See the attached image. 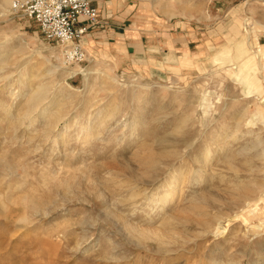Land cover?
Listing matches in <instances>:
<instances>
[{
  "label": "rangeland",
  "instance_id": "obj_1",
  "mask_svg": "<svg viewBox=\"0 0 264 264\" xmlns=\"http://www.w3.org/2000/svg\"><path fill=\"white\" fill-rule=\"evenodd\" d=\"M10 1L0 0V264H264V201L250 219L233 216L264 198V0H94L85 59L71 64ZM40 95L44 114H26ZM117 165L154 171V201L141 181L134 205L118 191L107 170ZM172 171L181 191L154 204ZM218 217L226 231L213 236ZM147 226L164 235L141 237Z\"/></svg>",
  "mask_w": 264,
  "mask_h": 264
},
{
  "label": "built area",
  "instance_id": "obj_2",
  "mask_svg": "<svg viewBox=\"0 0 264 264\" xmlns=\"http://www.w3.org/2000/svg\"><path fill=\"white\" fill-rule=\"evenodd\" d=\"M10 10L34 20L43 36L61 47L66 63L85 59L81 38L99 18L94 0H11Z\"/></svg>",
  "mask_w": 264,
  "mask_h": 264
},
{
  "label": "bare ground",
  "instance_id": "obj_3",
  "mask_svg": "<svg viewBox=\"0 0 264 264\" xmlns=\"http://www.w3.org/2000/svg\"><path fill=\"white\" fill-rule=\"evenodd\" d=\"M1 2L2 3H4V2H8V0H1ZM9 3H11V1L9 2ZM243 44V42H240L238 45H239V48H238V50H237V55L238 56H241L242 57V54L244 53L243 52V50L241 49V45ZM248 53V52H247ZM245 55V54H244ZM257 55V54H256ZM262 55H264V50L262 49ZM248 57V56H247ZM246 57V58H247ZM242 59V58H241ZM256 59V58H255ZM261 59H263V57L261 58ZM239 60H240V57H239ZM256 62H258V61H256ZM241 63V62H240ZM257 64V63H256ZM257 65H259V64H257ZM56 68V67H55ZM245 68V67H244ZM261 70H262V68H261ZM47 73H51V71H50V69H48L47 70ZM84 76L85 77H87V75H85L84 74ZM263 76V75H262ZM263 80H264V76H263ZM262 82V81H261ZM264 87V86H263ZM33 89V88H32ZM35 89H38V87L37 88H34V90ZM39 90V89H38ZM40 90H41V88H40ZM39 90V91H40ZM262 91H263V93H262V101H264V88L262 89ZM37 92V91H36ZM29 93H31V92H29ZM40 93V92H39ZM38 94V93H37ZM30 95V94H29ZM28 95V96H29ZM38 96V95H37ZM37 96H33V98H29L30 99V101H29V106H28V109L26 110V114H29V113H31V112H34L35 113V111L38 109V108H40V109H38L39 110V113H41V114H44V113H42L43 111H45V107H43V103H41V95H40V97H37ZM30 97H31V95H30ZM28 98V97H27ZM260 100V101H261ZM259 101V102H260ZM28 102V101H27ZM263 107H264V105H263ZM204 108V107H203ZM263 109V108H262ZM261 113V112H260ZM50 117V116H49ZM53 117V116H52ZM262 117H264V114L262 115ZM59 118H61V117H58V118H55V120L53 119V125H51V123H49V125L48 126H50L51 125V128H53L52 126H54L56 123V120L57 119H59ZM46 119H48V118H46ZM30 120V119H29ZM59 122V121H58ZM30 123H32V121L30 120L29 121V124ZM47 126V127H48ZM51 128H50V130H51ZM55 128V127H54ZM26 129V128H25ZM52 131V130H51ZM48 132H46V134H47ZM49 133H51V132H49ZM53 133V132H52ZM47 135H49V134H47ZM61 137V136H60ZM161 152V153H160ZM159 152V154L162 156V154L164 155L165 153H167L168 152V150L165 148V147H163L162 148V151H160ZM206 152H208V150H205V153ZM148 161V160H147ZM160 163V160L158 159V160H153V162H152V164H151V167H152V169H156V167L158 166V164ZM112 168L111 169H108L107 168V170L109 171V174H110V176L111 177H109L108 179H111V178H114L115 180H116V183H115V187H116V189L118 190V191H123V190H129V199H130V201L133 203V205H134V202L135 203H137L136 202V198H139L138 196H139V194H140V190L138 189L139 188V186H138V188H137V184L138 183H140V181L141 182H143V184L145 185L146 184V186L143 188V191H145L144 192V199H143V201L145 200V201H149V202H147V203H150V201H152L154 198H152V197H154L155 196V194H157V193H155V191H156V187L155 188H152V189H148V185H150V186H152L153 185V183H154V181H155V172L154 171H150V172H148L147 170H139V172L140 173H138V172H135V171H133L131 168L130 169H128L129 171H124L123 169H121L120 168V166H111ZM150 167V168H151ZM182 171H184V170H182ZM171 172V171H170ZM186 172H187V170H186ZM174 173H175V171L173 172L172 171V173L170 174V176L168 177V179L170 180V182L168 183V185H166L165 186V189H163V191H161L158 195H157V197H156V199H157V201L154 203V204H160V205H163V206H165V205H167V204H169V203H171L170 201L179 193V191H181V187H182V184H183V181H184V177L185 176H179V177H173L174 176ZM179 174H182V172L181 173H179ZM143 175L144 176H147V178L148 179H146V180H144V178L142 179V177H143ZM199 175V174H198ZM191 176V175H190ZM195 178V177H194ZM193 180V179H192ZM139 181V182H138ZM108 183V182H107ZM174 184V188H171V184ZM114 184V183H113ZM161 186V185H160ZM143 187V186H142ZM73 191V190H72ZM116 191V190H115ZM124 192V191H123ZM158 192V191H157ZM155 193V194H154ZM102 193L101 192H99V193H97V195L98 196H102L101 195ZM143 195V194H142ZM152 195H154V196H152ZM141 200V199H140ZM174 200V199H173ZM154 201V200H153ZM152 201V202H153ZM264 201V198H263V193H260L258 196H256V197H254V198H245L244 199V202H243V205L240 207V209L238 210V211H236L235 213H234V219L236 220V219H244V218H246V219H250L254 214H256V208H257V206L259 205V203H261V202H263ZM124 203H126V202H124ZM158 204V205H159ZM132 205V204H131ZM151 205V204H150ZM261 205V204H260ZM157 206V205H156ZM131 207V206H130ZM156 208V207H155ZM163 208V207H162ZM161 208V209H162ZM262 209V208H261ZM162 211V210H161ZM258 213V212H257ZM259 214V213H258ZM260 215V214H259ZM148 218H149V220L147 221V223L149 222V223H152V222H154V221H156V220H159V219H161L162 217L161 216H157V214H153V215H149V216H147ZM258 219V218H257ZM158 223V222H157ZM163 223V222H162ZM166 223V222H165ZM226 223V222H225ZM215 225L212 227V230L210 231V233L212 232L213 233V236H218V235H223L224 234V232L226 231V226H227V224H225V225H223V221L222 220H220L219 219V217L218 218H216V220H215V223H214ZM251 224V223H250ZM149 225V224H148ZM166 225V224H165ZM164 225V226H165ZM256 226H258V224H255ZM253 226V225H252ZM171 227V226H170ZM160 229H158V227H154V226H147V227H144V228H142L141 230H139V232H138V234L141 236V237H144V236H146V235H148L149 233H154V234H158L159 236H161L160 237V239L162 238V236L164 235L163 233H161L160 231H159ZM132 231V230H131ZM157 232H160V234L159 233H157ZM158 235H156L157 237H158ZM162 241V240H161ZM160 242V241H159ZM163 242H164V240H163Z\"/></svg>",
  "mask_w": 264,
  "mask_h": 264
}]
</instances>
